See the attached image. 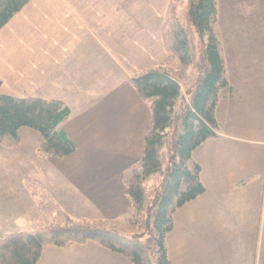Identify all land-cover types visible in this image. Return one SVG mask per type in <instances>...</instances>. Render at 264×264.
Instances as JSON below:
<instances>
[{"label": "crops", "instance_id": "crops-1", "mask_svg": "<svg viewBox=\"0 0 264 264\" xmlns=\"http://www.w3.org/2000/svg\"><path fill=\"white\" fill-rule=\"evenodd\" d=\"M168 4L30 0L0 29L1 93L64 102L71 115L59 129L75 145L69 156H44L35 130L40 138L35 134V145L24 150L33 154V180L22 181L39 189L21 195L0 186L2 234L33 232L40 215L51 214L41 207L45 196L74 220L117 224L130 233L123 172L142 158L152 126L150 103L131 80L155 69L184 90L190 74L163 41ZM230 52L216 136L192 153L205 192L175 211L166 237L172 264H264V36L243 37L241 58ZM62 248L46 247L39 261L66 251L73 264H131L94 241Z\"/></svg>", "mask_w": 264, "mask_h": 264}, {"label": "trees", "instance_id": "trees-1", "mask_svg": "<svg viewBox=\"0 0 264 264\" xmlns=\"http://www.w3.org/2000/svg\"><path fill=\"white\" fill-rule=\"evenodd\" d=\"M29 1L0 0V29ZM183 1L169 0L162 35L167 51L184 67H195L191 29L199 36L201 63L196 65L198 73L189 88L190 98L182 99L179 80L164 71L149 69L131 80L140 97L149 101L152 113L144 154L123 172L131 199L124 220L142 227L143 232L126 235L102 224L77 222L45 196L41 207L54 212L61 223L0 237V264H37L48 246L87 241L127 257L131 264H172L166 237L174 226L173 214L205 192L201 167L192 153L216 136L220 93L229 87L226 62L216 35L218 0H186V22L177 14ZM70 115V108L60 100L17 97L0 91V143L13 147L20 142L19 131L30 128L43 137L40 153L69 156L75 152V145L59 127ZM154 174L159 176V185L150 189L146 181Z\"/></svg>", "mask_w": 264, "mask_h": 264}, {"label": "rangeland", "instance_id": "rangeland-1", "mask_svg": "<svg viewBox=\"0 0 264 264\" xmlns=\"http://www.w3.org/2000/svg\"><path fill=\"white\" fill-rule=\"evenodd\" d=\"M187 1L184 0L178 9V16L184 22L187 20ZM191 28V27H189ZM216 35L220 41L221 49L223 51L224 56L228 57V52L236 51L237 57H243V37L247 38H257L258 36H264V0H218V17L216 21ZM192 35V45L193 51L195 55V67H185L190 70V74L188 75V84L186 81L185 85L187 88L183 90V97L182 99H189V88L195 82L198 68L196 65L200 64L201 62V55H202V45L199 40V36L191 29ZM238 37V38H237ZM259 46V44H258ZM226 50V52H225ZM230 52V53H231ZM227 55V56H226ZM227 68H233L231 65V61L227 58ZM229 73V70H228ZM28 132H32L31 137H27L25 134ZM22 136V143L18 146L15 145L13 147L6 146L0 143V186H2V190H14L20 191L21 195L27 194L30 189L34 191L39 189L36 185L32 184V182L22 181L24 179L32 178L33 167H35V163L32 161L33 154L31 152L24 151L26 148H30L32 144L37 141L36 135L39 134L35 130L30 129H22L20 131ZM40 138V134L38 135ZM34 147V146H33ZM23 150V151H22ZM32 154V156H31ZM42 154V153H41ZM44 155V154H42ZM46 156V155H44ZM50 157V156H48ZM6 181V182H5ZM22 182V185H21ZM4 183H7L8 188H6ZM26 183V184H25ZM147 185L150 189H154L159 185V176L157 174L152 175L146 181ZM29 185V186H28ZM35 186V187H34ZM30 188V189H29ZM18 193V192H16ZM55 213L51 212L50 215L43 213L40 215V219L35 222L34 228H31V231H35L39 228L45 227L51 223H57L61 220H56L53 215ZM52 215V216H51ZM57 221V222H56ZM65 219H63V222ZM77 222H84L86 221L75 220ZM125 224L130 228L129 234L124 233L121 226L117 224H104L102 222H93L89 224H102L108 228L117 230L123 234L131 235V234H140L143 232L142 227L135 226L129 223L128 221L124 220ZM128 222V223H127ZM33 227V226H32ZM124 230V229H123ZM3 230L0 229V237L4 236L2 234ZM53 248V247H52ZM57 249L62 250V247H57ZM51 250V249H50ZM63 255L58 258L51 259L49 257V252L44 255L42 261L40 260L37 264H73V256L70 253H66V251H61ZM75 261H78V258H75ZM64 262V263H63Z\"/></svg>", "mask_w": 264, "mask_h": 264}]
</instances>
